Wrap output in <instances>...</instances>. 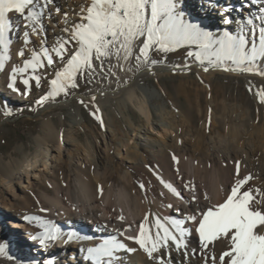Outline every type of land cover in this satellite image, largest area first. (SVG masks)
<instances>
[{
    "label": "bare ground",
    "instance_id": "bare-ground-1",
    "mask_svg": "<svg viewBox=\"0 0 264 264\" xmlns=\"http://www.w3.org/2000/svg\"><path fill=\"white\" fill-rule=\"evenodd\" d=\"M90 4L91 0H54L40 18L47 30L40 32L42 35L34 46L35 52L30 49L27 55L17 53V59L7 64L18 72L22 60L30 59L34 53H42L46 48L49 54L52 52V72L55 74L62 70L67 61L56 55L55 48L61 41L69 40L73 26L82 22L81 9H86ZM178 6L185 20L199 25L213 37L222 36L225 32L237 34L241 30L247 36L254 25L264 23L255 19L259 14L258 9L264 7V0H256L255 3L251 0H178ZM9 17H12L9 32L13 36L19 33V40L25 41L27 29L31 27H25L26 22L21 24V20H24L14 12ZM242 17L252 18V24H238ZM226 18L231 22L225 24ZM183 46L188 45L179 48ZM135 51L138 52V48ZM153 52H149V63L139 71L135 69L134 57L119 63L111 58L105 63L106 71L102 76L99 63L94 61L96 71L90 77L93 86L81 96L89 107L97 111V123L103 122L100 112L107 105L118 113L131 129V134L113 129L112 120L109 126L100 131L89 130L84 144L80 134L64 130L63 116L60 118L62 122L57 124L52 115L56 108L67 106V101L47 102L39 106L41 122L34 138V151L18 156L25 149L22 143L14 147L13 153L0 155V222H4L9 230V236L3 240L10 244L14 239L20 254L30 263L159 264L157 259H150L134 240L128 239L138 235L141 223L145 225L146 235L152 239L157 231V218L161 223H167L168 217L182 218L183 212L195 211L197 206L207 207L222 202L238 178L252 177L244 190H247L248 184L252 185L254 197L264 188V76L255 72L224 71V66L237 67L230 61H225L220 67H210L207 72L203 70V67L209 66L207 61L203 67L195 60L176 66L151 65ZM0 58L2 63L9 58L6 47H0ZM40 60L43 64L46 59ZM186 64L188 68L184 67ZM256 67L264 70V59H258ZM108 68L114 75L108 74ZM175 71H194L200 76L201 73L214 72L223 76H240L250 88L254 101L261 104L258 112L252 114L243 103L227 99L220 92L215 96L209 85L206 86L209 96L204 106L200 100L189 103L188 109L173 103L169 112L161 87L148 86L144 81ZM54 74L49 77L52 78ZM1 84L0 77V93L11 98L1 89ZM48 87L45 86L40 95ZM93 96L95 100H92ZM37 97L30 95L20 106L37 108ZM155 100L162 103H154ZM135 102L147 120L146 124L136 127V121L125 115L128 106ZM12 105L19 107L16 101ZM72 112L70 126L85 131L87 125L81 109ZM194 112L202 120L199 128L192 118ZM105 115L108 116V113ZM128 140L131 142L128 143ZM173 156L176 160H173ZM164 159H169L166 167L162 165ZM124 163L130 164V167L121 173ZM134 169L148 175L155 173L158 192L150 191L147 194L146 187L142 192L132 173ZM117 177L122 181L121 185L117 184ZM162 181L172 184L182 198L169 191ZM186 184L189 188L194 186L198 205L192 203L193 193L185 187ZM35 188L41 191L44 201L38 209L32 205ZM14 202L21 206L25 215L14 214ZM169 204L173 207L169 208ZM177 208L181 209V213L176 211ZM35 212L45 215L41 230L28 229L29 216ZM146 215L149 217L147 221L144 219ZM118 217H123V220ZM52 228L59 230L57 239L46 240L45 245H41L40 239L45 230ZM113 237L133 251L121 250L111 258L94 260L89 257V248H97ZM190 239V259L185 260L183 250L178 252L173 246L170 254L166 251L163 253L164 264H181L182 261L184 264H202L199 251L195 256L191 253L192 248H198L197 238L193 235ZM221 247L216 246L218 253ZM154 256L159 257L160 253H154Z\"/></svg>",
    "mask_w": 264,
    "mask_h": 264
},
{
    "label": "snow or ice",
    "instance_id": "snow-or-ice-1",
    "mask_svg": "<svg viewBox=\"0 0 264 264\" xmlns=\"http://www.w3.org/2000/svg\"><path fill=\"white\" fill-rule=\"evenodd\" d=\"M251 2L255 3L256 0ZM52 3L54 0H0V47L8 43L7 35L11 27L9 13L18 14L26 22L25 27H32L35 32L44 10ZM81 13L82 22L73 26L69 40L61 41L55 48L56 55L67 62L62 70L55 73L56 78L51 80L52 90L36 101L40 106L55 100L61 93L67 96L70 89L77 88L78 74L91 77L96 71L94 61L99 63L102 76L106 71L105 63L111 58L119 63L134 57L135 69L139 71L149 63L150 51L168 53L185 44L196 47L195 52L189 51L187 55L194 57L200 66L203 67L207 61L209 66L203 67L205 72L210 67H220L225 61H230L237 67L224 66V71L239 70L264 76V70L256 67V61L264 59V23L254 25L247 36L241 30L237 34L225 32L222 36L213 37L199 25L185 20L178 0H91L86 9H81ZM258 13L255 19L264 22V7L259 8ZM230 22L228 18L224 21L225 24ZM237 23L252 24V18L242 17ZM68 43L73 44L74 50L66 48ZM137 48L138 52L135 51ZM41 55L48 66L53 65V57L45 48L42 53H35L31 60L26 61L25 68L31 67L35 71L43 66L38 58ZM120 67L123 70L122 64ZM184 67L188 68V65ZM107 72L114 75L111 68ZM23 83L28 85L29 81L25 79ZM9 87L13 85L10 83ZM92 100H95V96ZM173 160H176L175 156ZM251 178L248 175L236 179L222 202L207 207L197 206L195 211L183 212L182 218L168 217L167 223H161L157 218L155 238L149 239L145 225L141 223L138 235L128 239L134 240L150 259H157L159 264H164L163 253L166 251L170 254L173 246L178 252L183 250L185 260L190 259L189 246L193 235L197 238L198 248H192L191 253L195 256L199 251L202 264H264V194L256 199L252 189L244 190ZM164 186L181 197L172 184L164 183ZM185 187L193 193L192 203L198 205L194 186L189 188L186 184ZM204 198L207 200V195ZM168 207L172 208L173 205L169 204ZM176 211L181 213L179 208ZM118 219L123 220V217ZM144 219L147 221L148 215ZM58 231L56 228L46 229L40 244L45 245L46 240H56ZM217 245L222 246L219 253L216 251ZM121 250L133 251L113 237L97 248H89L88 253L95 260L114 257ZM3 252V247H0V253ZM154 253H160V256L156 257Z\"/></svg>",
    "mask_w": 264,
    "mask_h": 264
},
{
    "label": "rangeland",
    "instance_id": "rangeland-1",
    "mask_svg": "<svg viewBox=\"0 0 264 264\" xmlns=\"http://www.w3.org/2000/svg\"><path fill=\"white\" fill-rule=\"evenodd\" d=\"M11 13H9L10 15ZM10 21L12 17H9ZM25 23V21L21 20V24ZM12 27H10L11 29ZM47 27L43 24V22L39 21L36 25V31L33 32L32 27L27 29L28 39L27 43L25 41L21 42L19 39L20 34L13 36L11 32H8L7 40L8 43L5 46L8 49L9 58L4 63H1L0 66V77L2 78L1 89L7 92L11 98L5 97L4 94L0 93V155L14 152V147L24 143L25 149H23L18 156H22L23 154H29L34 151L35 143L34 138L39 132L41 117L38 116L39 106L36 103L37 108L29 109L26 106H20V103L28 98L30 95L38 96L39 98L45 95L47 92L52 90L53 86L51 84V80L55 79V74L52 72V66L47 65V60H44L43 66L36 68L35 71L31 67L25 68V62L32 59L22 60V63L19 64L20 68L18 72H14V69L10 67L8 64H12L14 59H17L18 54L24 53L27 55V51L34 49L36 43H39L41 38V33L45 32ZM38 31V32H37ZM41 32V33H40ZM66 48L69 51L74 50L72 43L66 44ZM10 51V52H9ZM189 51L195 52L196 47L194 45L183 46L177 50L168 52V53H159L154 51L153 56L150 59L151 61H157L155 64H162L168 66H176L188 60H195L194 57H189L187 53ZM18 53V54H17ZM35 54V53H34ZM52 55V52H50ZM39 59H43L42 56L38 57ZM54 61V60H53ZM56 62L59 59H55ZM8 63V64H7ZM66 64V63H65ZM151 63V65H155ZM22 65V66H21ZM54 76L51 78L49 75ZM39 77V85H37V78ZM27 79L29 81L28 85H25L23 81ZM76 82L78 84L77 88L70 89L69 94L66 96L61 93L59 96L55 98V100H49L47 102H61L67 101V106L56 108L52 115L54 116V120L57 124H60L61 117L63 116L64 130L72 131L73 133L80 134L83 143L86 142V133L89 134V130L92 132L100 131L101 128L109 126L111 121L113 120V124H111L112 128L115 130H119L120 132H125V134H131V129L126 126L121 117H119L118 113L109 106H104L102 108V123L96 122V113L97 111L94 108L89 107L87 101L83 100L81 96L85 94L89 89L93 86V81L88 75H77ZM145 84L148 86H156L161 87L164 91L163 97L166 104V110L171 112L173 103H176L180 107H184L185 109L190 108L189 103L196 102V100H200L199 102L202 106L207 102L209 91L206 86H210L213 94L217 96V93L220 92L221 96L229 98L230 100L239 101L245 105V107L249 108L252 114H256L258 112V107L261 104H258L254 101L250 88L246 85L244 79L240 76H223L217 72L214 73H201V76L194 71L188 73H180L179 71L171 72L169 74H164L159 76L158 78L149 77L146 79ZM12 84L13 87L10 88L9 84ZM49 86L45 93L40 95V92L45 86ZM15 89V90H14ZM27 93V94H25ZM40 95V96H39ZM37 97L36 101L39 99ZM83 100L84 103H80ZM16 101L18 106H13L12 103ZM69 101V103H68ZM45 102V104L47 103ZM72 102V103H71ZM154 103H162V101L155 100ZM70 104V105H69ZM81 109V113L84 116L85 123L87 125V129L84 131L82 128H78L77 126H70L71 117L73 115V110ZM139 104L135 102L132 105L128 106V110L125 111V115L131 116L133 120H135V127L139 125L146 124V117L141 114L138 110ZM152 109V108H151ZM153 112V110H152ZM193 112V111H192ZM108 113V116L105 114ZM193 121L196 122L197 127H200V120L195 112L192 114ZM215 128L214 131H216ZM156 136L160 137V135L156 134ZM131 141L128 140V143ZM169 164V159H164L162 161V165L164 167ZM130 167V164L124 163L123 170L121 173ZM132 173L135 176V181L138 187H140L141 191L144 192V188L146 187L149 194L150 191L156 193L158 192L159 186L157 181V176L155 173H151L148 175L147 173H141L140 170L134 169ZM122 181L117 177V184L121 185ZM143 185V187H141ZM13 188V186H11ZM8 189V188H6ZM246 189H252L254 191L252 185L248 184ZM7 191V190H6ZM41 191L37 188L34 189V198L32 199V205L38 209L44 203L41 198ZM261 194H264V188L255 195L256 199L261 198ZM8 195L6 194V197ZM15 203L16 212L14 213L17 216L25 215V211L21 208V206ZM41 205V206H40ZM11 217V215H10ZM29 220L27 222L28 229H37L41 230L43 225V220L45 215L42 213H33L29 216ZM42 224V225H41ZM20 235L23 236V233L20 232ZM9 236V230L7 225L4 222H0V247H3L4 252L0 253V264H32L29 260H26L23 255L20 254V249L15 244V241L11 240L12 243L4 242V238ZM82 243L84 240L81 241ZM66 250V258L67 257ZM44 259V258H43Z\"/></svg>",
    "mask_w": 264,
    "mask_h": 264
}]
</instances>
